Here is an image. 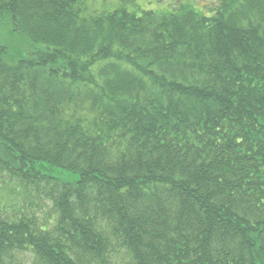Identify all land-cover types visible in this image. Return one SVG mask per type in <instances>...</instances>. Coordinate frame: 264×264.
Instances as JSON below:
<instances>
[{
    "label": "trees",
    "instance_id": "trees-1",
    "mask_svg": "<svg viewBox=\"0 0 264 264\" xmlns=\"http://www.w3.org/2000/svg\"><path fill=\"white\" fill-rule=\"evenodd\" d=\"M87 1L0 0V264H264V0Z\"/></svg>",
    "mask_w": 264,
    "mask_h": 264
},
{
    "label": "rangeland",
    "instance_id": "rangeland-1",
    "mask_svg": "<svg viewBox=\"0 0 264 264\" xmlns=\"http://www.w3.org/2000/svg\"><path fill=\"white\" fill-rule=\"evenodd\" d=\"M218 0H88L85 5V11L83 16L88 17L91 15H97L109 11H113L118 7L125 6L130 11L138 10V7L143 10L165 11L169 8L176 9L182 4L191 2L195 7L207 14L210 12V8H213ZM0 46L7 47L10 51L12 60L19 59L20 56L29 53L31 50L26 46L25 42L20 34L14 33L10 26L6 25V28L0 29ZM3 147L0 146V155L3 154ZM55 175H61L67 179H73L71 175L64 170L56 169ZM6 181V190H2L1 186H5L0 179V199L3 200L6 197V203L9 200V194L11 198L15 200L19 199V188L16 186V182L9 180L7 176L2 178ZM3 201V202H5Z\"/></svg>",
    "mask_w": 264,
    "mask_h": 264
}]
</instances>
